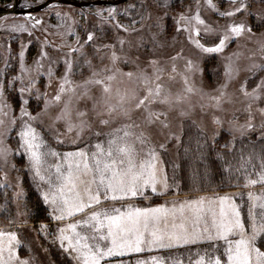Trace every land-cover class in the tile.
<instances>
[{"label":"rangeland","instance_id":"374dc122","mask_svg":"<svg viewBox=\"0 0 264 264\" xmlns=\"http://www.w3.org/2000/svg\"><path fill=\"white\" fill-rule=\"evenodd\" d=\"M44 0H24L26 6L33 5ZM151 3L154 5L156 0H135L134 6H121L119 8H93L86 10L87 12H93L95 15L88 16L81 10L75 9L70 6L64 5H52L48 10H45L39 14V23L29 22L23 17L8 16L1 20L0 28L13 30L14 33L11 36H0V85H5L4 95L0 97V106L4 101L11 106L7 115L0 113V120L4 123L0 124V147L8 149L7 160L5 164L0 160V184H6V187H0V230L7 232H16L18 238L22 241L21 248L17 249V253L22 259H28L33 257L32 264H77V260L74 257L77 255L75 252L66 251L68 242L65 241V248L60 247V241L57 239L59 235L55 230L59 228L66 229L64 235L69 238H75L76 233L80 234V237L98 235L95 230L90 229L87 225H84L83 221L87 219L82 213H74L72 216L65 214V219L61 222H52L50 227L54 231L53 235H45L41 233L37 235L35 228L38 225L30 223V218L26 227H20L10 224V220L17 219V212H24L30 210L27 204L28 191L27 182L33 185L36 190L35 184L32 179V174L29 172L28 156L25 153L24 148L21 146L19 132L21 131L22 121H28V116H22L20 107L17 104V97L19 96V89L21 82L17 77L21 76L20 66V52H24V64L26 69H32L31 73L25 72L23 74L25 83L27 82L29 74L36 76L34 71L35 62L40 61L43 68L40 70V75L36 77L35 84L33 86L32 95L27 92L24 94V99L29 100L27 110L32 116H35L37 112H43L45 106V99L49 102L48 113L42 115L40 121H31L32 126L37 129V132L43 138L45 144L41 147L40 151L46 152L49 149L55 150L61 154L68 152H77L84 150L91 154L97 152L95 147L100 144L102 147L107 148V141L109 139L108 133L115 128L120 127L121 121L111 123L109 126H103L100 124L101 119H111L106 114V108L103 104H97L96 110L93 111V100L83 98L81 99V93L84 91L83 87H77L82 85L83 82L90 77V69L83 64L80 59L79 52H73V49L80 48L84 45L87 32H93L97 39L92 46H85L84 50L89 53L88 58L92 59V53L94 49L100 48V51L95 55L97 58L92 59V63L96 69L102 68L105 65L111 67L109 59L105 58L103 64L100 63L99 57L111 56V48H105L104 45L115 46L117 55L121 57V60H128L129 63H118L117 67L120 69V73L117 74V78L113 81V93L110 103L115 104L119 99L116 95V89H119L120 96L125 97L126 105L130 108L135 107L136 98L144 95L143 85L136 80L135 75L130 79L123 73L133 72L138 74L141 69H147L148 75H152L153 69L149 67L148 60L159 59L161 61L160 68L163 70L161 75L163 80L161 83L165 86V94L170 95V99L173 101L180 96L183 98L182 103L174 105V110L169 112V122L171 123L170 130H161L159 125L156 126L155 131L149 133L152 146L156 147L160 164L158 168L160 170L161 178L167 177V183L170 185V189L167 195L156 196L149 194V198L136 197L128 201H104L100 205H94L93 207L97 212L108 211L110 214L113 208H119L121 211H127L129 205L136 208H155L160 205H165L168 208H172L173 203H177V200L185 201H203L202 207L204 209L203 218L196 226V232L202 233L201 238L197 243L187 245H177L171 248H160L157 245H150L152 237L149 234H144V243L141 245V252H128L123 256L108 257L106 260H102L101 264H196V261L200 257L207 258V255L221 256L222 260L227 262V255L224 254L228 245L224 240H208L206 237L209 233H204L203 229L207 227L211 235L215 236V229L212 227V220L221 219V209L224 212H230V204L234 202L240 206L241 216L245 218L248 209L253 204H258L261 199H264V186L260 184L249 185L245 187L247 183L245 176L242 172L232 171L231 173L224 171L227 165H223L222 161L211 159L209 166V179L206 182L195 183V186H187L186 183L181 182L182 176L185 177L183 172V166L181 161L183 159L184 146H187L189 141L195 140L197 135L194 131L198 128L210 129L212 127L211 121L213 116H219L225 120L224 127L227 128V121L231 120L233 114L239 119L238 122L243 124L245 122L246 113L244 112L246 101L244 97L236 92V88L240 83L244 81L248 82L247 90L251 91L252 87H255L259 83L261 78H264V72L250 71L254 64H264V53L259 51L262 44H264V37L261 33L264 29L253 27L255 33L254 36H248L247 34L238 38L235 42L229 43L222 53L219 54H204L195 48L194 44L186 39L187 32H176V28H183V24H176L171 19L167 20V34L161 37V40L165 43L163 49L156 48L151 41L152 31L150 30L151 21L145 19L142 23L133 21H140L141 15L147 16L148 11H152L155 15L156 9L154 7L149 9L141 8V3ZM174 4L173 14L184 12L185 15L194 16L199 11L200 17L205 20L206 23L212 24L214 27L222 29L225 24L231 23V20L220 19L215 12L206 6L205 0H182V6L175 5V0H172ZM218 4L221 11L229 9L228 3H219L218 0H213ZM252 2V0H249ZM199 5V7H198ZM253 10L264 8V5H260L258 2L252 3ZM108 9H116L115 19L108 18ZM125 9L127 11L125 12ZM191 9V11H189ZM85 11V12H86ZM102 12V16H97L96 13ZM238 19H245V15L237 14ZM122 24L125 26L131 25L128 31L118 30L116 24ZM195 24V21L191 22ZM250 24H254L253 20H249ZM21 26H23L21 28ZM201 33L203 34V26H200ZM176 37V40L173 37ZM120 40L124 41L121 51ZM201 43H205L201 40ZM143 44L141 47L138 45ZM174 45V46H173ZM23 46V48H22ZM183 50L184 55L175 61L169 59V55L175 56L178 52ZM41 54H46L42 55ZM235 54V55H234ZM9 57L8 63L3 64L5 59ZM137 57L139 60L137 61ZM228 57L232 58L234 67L239 69V75L233 81V86L228 89L229 93H235L238 99L231 105L225 104V111H216L213 107L214 102L210 99V96L216 95L214 87H218L220 83L224 82V65L227 63ZM192 59L194 61H206L205 66L209 69L217 68V76H205V84L203 86V93L197 91L201 88L199 75L191 77L190 83L194 82V89L192 92L185 91V85L183 83V75L185 74V60ZM72 63V71L69 73V79L71 84L66 85L67 88H75V92H66L60 102L55 101L54 97L59 91V86L63 83L62 77L66 73L65 61ZM137 64L139 67H137ZM173 64L176 67L175 79L170 80L169 76ZM48 69H51L52 76L49 77ZM155 77H153V80ZM12 82L9 85V82ZM211 85V86H209ZM154 87V84L152 85ZM39 89L40 93H46V97H41L39 100L36 98V90ZM89 95L99 100L101 97V90L96 86H89ZM70 103L71 115L66 117L67 122L74 125H79L81 120L88 122L82 132H79L78 128H73L71 132L67 131V124L65 120H61L53 124V120L60 114L61 109L65 103ZM264 106V105H262ZM157 110L164 109V105H153ZM188 111V116H180V111ZM79 112H87L86 116H79ZM136 113H133L134 118ZM14 119L15 124L10 121ZM260 115L257 113L255 123L259 124ZM56 128L60 136L55 137L51 131L52 128ZM169 131L175 132L181 135L183 145L179 141L169 138ZM79 132V135L77 134ZM96 133H100L97 135ZM237 135V142L234 152H230L228 159L234 166H238V156L243 148L245 154L252 150L251 144L255 142L256 152L259 153L261 145L258 141L259 132H256L246 138H240L239 133ZM63 140V143H58L57 140ZM230 139L227 132H221L220 145H223L226 140ZM165 145L164 149H161L159 145ZM180 147L176 148L175 147ZM183 146V149L181 147ZM219 147V146H218ZM178 150V151H177ZM221 152L225 150L219 149ZM214 155V154H213ZM234 156L236 158H234ZM48 163L55 165L57 163L62 164L66 169L69 161H64L60 158L48 157ZM73 163L81 162L79 158H75ZM89 163H92L89 161ZM258 164V160L256 161ZM217 164L218 166H216ZM13 165L15 167L13 168ZM81 168L83 164L81 162ZM219 170H218V169ZM54 171V168H53ZM251 171V169H249ZM5 177L7 178L5 180ZM19 178V180L17 179ZM91 173L84 177L86 180H91ZM252 178H255L254 176ZM20 185L18 187L17 185ZM95 190V185H92ZM23 189L25 195L17 202L16 193ZM67 191V190H66ZM186 193V194H184ZM251 193L253 200H249V194ZM171 194V195H169ZM69 199L74 200V193H68ZM192 196V197H188ZM228 196L230 201H226L224 204L220 203V198ZM185 197V198H184ZM192 198V199H189ZM259 198V199H257ZM86 199V196H85ZM148 200V201H147ZM145 201L146 203H142ZM153 201V202H152ZM27 204V209L24 205ZM88 215L91 212L85 209ZM259 211V209H255ZM215 213V216H213ZM189 221L188 227L191 228V221L194 219L191 212L188 213ZM103 219V217H101ZM171 220V218H170ZM48 223V222H46ZM180 223L179 220L176 221ZM77 225L75 232L69 227L70 225ZM107 222L105 221V227L101 229L100 234H107ZM162 231L172 232L174 229L171 227V223L160 226ZM240 237L237 235L230 236L229 239L237 240ZM130 239L135 240L133 234ZM7 237H5V242ZM75 243V239L73 240ZM81 243L93 244L95 241L89 239L87 241H81ZM101 245L108 243L110 246V240L107 242L101 241ZM47 249V251H45ZM264 250V249H262ZM207 254V255H206ZM7 256V252H5ZM82 264V262H81Z\"/></svg>","mask_w":264,"mask_h":264},{"label":"snow or ice","instance_id":"6c2138e0","mask_svg":"<svg viewBox=\"0 0 264 264\" xmlns=\"http://www.w3.org/2000/svg\"><path fill=\"white\" fill-rule=\"evenodd\" d=\"M219 3H228L229 9L221 11L217 3L213 0H205L206 6L211 9L220 19L231 20V23L225 24L222 29L208 24L200 17L199 11L194 16L185 15L184 12L173 14L174 4L172 0H156V3H141V8L149 9L154 7L156 9L155 15L152 11H148L147 16L141 15L140 21H133V23L143 22L145 19L151 21L150 30L152 31L151 41L156 48L163 49L165 43L161 40L167 34V20L171 19L176 24H183L184 27L176 28V32H187L186 39L192 42L196 49L204 54H219L222 53L229 43L235 42L238 38L248 35L254 36L253 27L264 29V8L253 10L252 3L258 2L264 5V0H218ZM175 5L182 6V0H175ZM132 7H135L132 5ZM199 7V5H198ZM108 18L115 19L116 9H108ZM127 9H125V12ZM191 11V9H189ZM237 14L245 15V19H238ZM97 16H102V12L96 13ZM253 20L254 24H250L249 20ZM195 21V24L191 22ZM39 23V21H37ZM203 26V34L201 33L200 26ZM23 26H21L22 28ZM131 25L125 26L117 23L118 30L128 31ZM264 37V32L261 33ZM97 39L93 32L86 33L84 45L80 48L73 49V52L80 53V59L86 65L91 75L87 78L82 85L84 91L81 93L80 98H87L93 100V111L96 110L97 104H103L106 108V114L111 119H101L100 124L109 126L111 123L121 121L120 127L115 128L107 135V148L97 144L95 147L97 152L89 154L84 150L77 152L59 153L55 150L49 149L46 152L40 151L45 142L37 129L32 126L31 121H40L42 115L48 113L49 102L45 99V106L43 112H37L35 116L27 110L29 100L24 99V94L27 92L32 95V89L36 81V77L40 75V70L43 65L40 61L35 62L36 76L29 74L27 82L25 83L23 74L27 71L31 73L32 69H26L24 64V52H20V66L21 76L17 77L21 82L19 89V96L17 97V104L20 107L22 116H28V121H22L21 131L19 132L21 146L24 148L28 156V169L32 174V179L39 193V202L45 205L44 211L47 213L45 217L48 223H41L38 228L34 227L37 235L41 233L45 235H53L54 231L50 225L52 222H61L65 219V214L68 216L74 213H82L87 217L83 221L90 229L95 230L98 235L91 237H80L76 233L75 238H69L64 235L66 229L57 228L55 231L59 233L57 239L60 241V247L65 248V241L68 242L66 251L75 252L77 255L74 259L77 264H101L102 260L108 257L123 256L128 252H141L143 249L141 245L144 243V234H149L152 239L149 241L150 245H157L160 248H171L177 245H187L197 243L201 238L202 233L196 232V226L203 218L204 209L202 207L203 201H185L177 205L175 202L171 209L165 205H160L155 208H136L129 205L127 211H121L119 208H113L110 214L108 211L97 212L94 205H100L103 198L104 201H128L136 197L149 198V194L156 196H164L168 194L170 185L167 183V177L163 179L160 175L158 165L160 164L159 155L156 147L152 146V140L149 135L151 131H155L157 125L161 130H170L171 123L169 122V112L174 110V105L182 103L183 98L177 96L173 101L170 95L165 94V86L161 81L162 69L160 68L161 61L159 59L148 60V65L153 69L152 75H148L147 69H141L138 74L133 72L123 73L128 78L134 75L136 80L143 85L144 95L136 98L134 108L126 105L125 97L120 96L119 89H116V95L119 99L115 104L110 103L113 93V81L116 80L117 74L120 69L117 67L118 63H129L128 60H121L117 55L115 46L104 45L105 48H111V56H100V63L103 64L105 58L111 62V67L105 65L102 68L96 69L92 63V59L97 58L96 53L100 48L94 49L92 59H89V53L84 50L85 46H92ZM176 40V37H173ZM204 40L205 43H201ZM121 51H123L124 41H119ZM143 44L138 45L141 47ZM174 46V45H173ZM23 48V46H22ZM259 51L264 53V44L261 45ZM43 55L46 54H41ZM184 55L183 50L178 52L175 56L169 55L172 61ZM235 55V54H234ZM227 63L224 65V82L220 83L218 87H214L216 95L210 96L214 102L213 107L216 111H225V104H233L236 97L235 93H229L228 89L233 86V81L239 75V69L234 67L231 57L226 58ZM139 57H137V61ZM66 73L62 77L63 83L59 86V91L54 99L60 102L62 96L66 92H75V88H67L66 85L72 82L69 79V73L72 71V63L65 61ZM206 61H194L192 59L185 60V74L183 75V83L186 92H192L194 89V82L190 83V76L196 77L199 75L201 88L197 91L203 93V86L205 84V76H217V68H207ZM137 67L139 65L137 64ZM264 72V64H254L250 71ZM175 64H173L170 80L175 79L176 73ZM49 77L52 76L51 69H48ZM190 74V76H189ZM153 77L155 79L153 80ZM12 82H9V85ZM154 84V87L152 86ZM248 82L240 83L236 88L241 96L246 101L244 112L246 113L245 122L240 124L238 117L233 114L231 120L227 121L228 127L225 128V120L219 116H213L211 121L212 127L210 129L198 128L197 137L193 146L190 140L187 146H184V152L190 155L193 160L199 163L204 168V174L207 175L211 159L222 161L223 165H227L224 171L231 173L232 171L242 172L245 176L247 183L244 185L260 184L264 186V78L259 80V83L252 87L251 91L247 90ZM89 86L99 87L101 90V97L99 100L89 95ZM211 86V85H209ZM5 85H0V97L4 95ZM36 98L39 100L41 97H46V93H40L39 89L36 90ZM70 103H65L59 115L53 120V124L65 120L67 124V131L71 132L73 128H78L82 132L88 122L81 120L79 125H74L67 122L66 117L70 116ZM164 105L166 108L157 110L153 105ZM7 100L0 106V113L7 115L10 109ZM133 113H136L134 118ZM257 113L261 119L259 124L255 123ZM79 116L87 115V112H79ZM189 112L181 110L180 116H188ZM15 124L16 121H10ZM4 121L0 120V124ZM55 137H59L60 133L56 128L51 129ZM227 132L230 139L226 140L223 145H220L221 132ZM79 132L77 133L79 135ZM256 132H259L258 141L261 145L259 153L256 152L255 142L251 144L252 150L245 154L242 148L238 156V166H234L227 158L230 152H234L237 142V133L240 138H246ZM100 135V133H96ZM169 138L179 141L183 145L181 135L169 131ZM58 143H63V140H57ZM219 146V147H218ZM161 149L165 145H159ZM223 148L225 151L221 152L219 149ZM214 154V156H213ZM8 149L0 147V160L5 164L7 160ZM55 157L64 161H69L65 169L62 164H49L47 158ZM75 158H79L81 162L73 163ZM234 158H236L234 156ZM258 160V164L256 161ZM91 161L92 163H89ZM15 165H13V168ZM54 168V171H53ZM251 169V171H249ZM91 173V180L84 179ZM197 172H193V179H195ZM255 178H252V177ZM7 178L5 177V180ZM19 180V178H17ZM92 185H95L93 190ZM6 184H0V187H6ZM20 187V185H17ZM67 190V191H66ZM68 193H74L75 199L70 200ZM16 200L19 202L25 195L21 188L16 194ZM86 196V199H85ZM230 197L225 196L220 198V203L224 204L230 201ZM259 199V198H257ZM249 200H253L251 193ZM27 209V204L24 205ZM259 211H255V209ZM88 209L91 215L85 211ZM191 212L194 219L191 221V228L188 227V213ZM221 219L217 221L212 220V227L215 229V236L211 235L209 229L205 227L204 233L207 235L208 240H224L228 247L225 249L224 254L227 255L226 264H264V199H261L258 204H253L249 207L245 218L241 216V209L239 205L234 202L230 204V212H224L221 209ZM215 216V213H213ZM103 217V219H101ZM29 218H33L31 210L24 212H17V219L10 220L9 223L20 227H26ZM38 218V214L36 216ZM171 218V220H170ZM180 223L177 224L176 221ZM107 222V234H100L101 229L105 227ZM174 229L172 232L162 231L160 226L167 227L168 223ZM74 232L77 225L69 226ZM135 235V240L130 239ZM237 235L240 238L237 240L229 239L230 236ZM5 237L7 240L5 242ZM75 239V243L73 240ZM93 240L95 243H81V241ZM108 243L101 245V241ZM22 241L18 238L16 232H7L0 230V264H32L33 257L22 259L17 253V249L21 248ZM47 251V249H45ZM7 252V256H5ZM207 255V254H206ZM139 264V262H138ZM155 264V261H154ZM179 264V262H177ZM196 264H225L221 256L207 255V258L200 257Z\"/></svg>","mask_w":264,"mask_h":264},{"label":"trees","instance_id":"16d2710c","mask_svg":"<svg viewBox=\"0 0 264 264\" xmlns=\"http://www.w3.org/2000/svg\"><path fill=\"white\" fill-rule=\"evenodd\" d=\"M191 129H193V127H190L189 131H194L195 135H197V129L196 130H191ZM192 143L194 146L195 140H192ZM176 148L178 149L180 147L177 146V147H175V149ZM181 149H183V146L181 147ZM183 155H185V157L183 156V159L180 161L182 163L181 165L183 166L182 168H183V172H184L185 177L182 176L181 182L186 183L187 186H190L192 188H193V186H195V183L200 184V182H206L209 179V174H210L209 168H208L207 175H205L204 174V168L199 163H197L195 160H193L190 155H187L186 153H183ZM215 165L218 166L217 164H215ZM194 171L197 172L195 179H193V172ZM26 182H27V191H28L27 204H28L29 209L33 213V218H30V223L33 225H38V224L40 225L41 223L48 222V220L45 219V217L47 216V213L43 210L44 207H46V206L42 204V201L39 202L41 206L39 208L36 207V205L38 203L39 193L34 189L33 185L29 182V180H26ZM184 194H186V193H184ZM169 195H171V194H169ZM141 202L146 203L145 201H141ZM37 214H38V218H36Z\"/></svg>","mask_w":264,"mask_h":264},{"label":"flooded vegetation","instance_id":"af4514ba","mask_svg":"<svg viewBox=\"0 0 264 264\" xmlns=\"http://www.w3.org/2000/svg\"><path fill=\"white\" fill-rule=\"evenodd\" d=\"M47 1L48 0H44L43 2H39V3L33 4V5L26 6L25 3H24V0H20V2L18 4V9H20V10L31 9V8H33V7L37 6V5L43 4V3L47 2ZM65 1L83 2V3L89 4V5H87V6L83 7V8L77 7V6L72 5V4H67V3H55L53 5L59 4V5H64V6H70V7H73L75 9L81 10L82 12L86 13V15H88V16L95 15V13L87 12L86 10H90V9H93V8H96V7H98V8H119L121 6H131V5L135 4V0H124L123 2H121L119 4H110L109 3L108 5H103V4L90 5V4L96 3V2H100V1L116 2V1H119V0H65ZM13 3H14V0H0V7L9 8V7H11L13 5ZM50 7H47V8H45V9L39 11V12H35V13L30 14L32 16L31 18H27L23 14H15V13L14 14L4 15V16L0 17V22H1L2 19H4L5 17H8V16H13V17H16V18L17 17H23L25 20H28L29 22H36L38 20L39 14L41 12L45 11V10H48ZM12 31L13 30L0 28V36H11V35L14 34ZM8 60H9V57H7L5 59L3 64H7Z\"/></svg>","mask_w":264,"mask_h":264},{"label":"water","instance_id":"95a60500","mask_svg":"<svg viewBox=\"0 0 264 264\" xmlns=\"http://www.w3.org/2000/svg\"><path fill=\"white\" fill-rule=\"evenodd\" d=\"M124 0H119L116 2H104V1H100V2H96V3H92L90 5H96V4H103V5H108L110 4H119L121 2H123ZM20 0H14V3L11 7L7 8V7H0V17L4 16V15H8V14H23L25 17L27 18H31L32 16L30 14L35 13V12H39L47 7H50L51 5L55 4V3H67V4H72L75 5L77 7L83 8L89 4L83 3V2H73V1H65V0H48L47 2L37 5L31 9H25V10H20L18 9V4H19Z\"/></svg>","mask_w":264,"mask_h":264},{"label":"crops","instance_id":"0c3cea01","mask_svg":"<svg viewBox=\"0 0 264 264\" xmlns=\"http://www.w3.org/2000/svg\"><path fill=\"white\" fill-rule=\"evenodd\" d=\"M188 197H192V196H188ZM184 198H185V197H184ZM189 199H192V198H189ZM182 200H183V198H182L181 200H177V201H176V202H177L176 204L179 205V203H183V202H181ZM189 201H192V200H189ZM169 209H170V208H169Z\"/></svg>","mask_w":264,"mask_h":264}]
</instances>
